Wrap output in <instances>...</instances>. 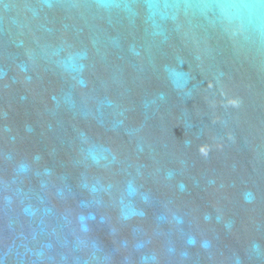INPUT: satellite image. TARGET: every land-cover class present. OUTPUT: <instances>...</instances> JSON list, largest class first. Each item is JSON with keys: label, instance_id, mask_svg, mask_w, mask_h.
<instances>
[{"label": "water", "instance_id": "water-1", "mask_svg": "<svg viewBox=\"0 0 264 264\" xmlns=\"http://www.w3.org/2000/svg\"><path fill=\"white\" fill-rule=\"evenodd\" d=\"M0 264H264V0H0Z\"/></svg>", "mask_w": 264, "mask_h": 264}]
</instances>
